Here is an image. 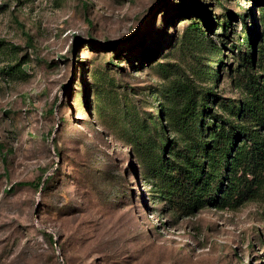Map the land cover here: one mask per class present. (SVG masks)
Instances as JSON below:
<instances>
[{
	"label": "rangeland",
	"instance_id": "1",
	"mask_svg": "<svg viewBox=\"0 0 264 264\" xmlns=\"http://www.w3.org/2000/svg\"><path fill=\"white\" fill-rule=\"evenodd\" d=\"M263 89L264 0H0V264H264V172L182 185L190 102L264 140Z\"/></svg>",
	"mask_w": 264,
	"mask_h": 264
},
{
	"label": "trees",
	"instance_id": "2",
	"mask_svg": "<svg viewBox=\"0 0 264 264\" xmlns=\"http://www.w3.org/2000/svg\"><path fill=\"white\" fill-rule=\"evenodd\" d=\"M224 27L226 28V25ZM246 60L248 59L246 58ZM257 94L262 97L259 106L254 110L251 106L245 110L241 108V112L242 114L249 112V116L252 118L251 122L263 127L264 89L260 93L258 91ZM189 105L184 110L191 117L186 135L193 139V146L185 149L184 154L186 158L189 153L194 154L191 158L189 156L185 167L187 168L189 162L193 163L185 172L188 178L187 184L191 185L192 189H189L187 185L186 187L185 184L182 185L188 191V197L191 199L190 204L204 207L207 202H210L220 206L221 204H228L232 200L237 203L250 197L249 194L255 191V187H260L261 173L264 172V140L260 139L259 130L240 128L228 121L226 124L230 129L225 132L223 126L227 125L217 121V116H212V119H215L212 124L205 121L204 108H207L206 103H203L202 109L198 112L189 109ZM215 122L217 123L216 126L214 125ZM241 138H245L251 144L250 149L246 152H241L239 148H235L236 142ZM201 152L204 154L203 156L198 155ZM200 157L204 158L202 162L199 160ZM226 161L227 164L225 165ZM208 169L207 183L200 185L202 177L207 174ZM249 177H253V179L250 180ZM41 184L42 182L38 184L21 183L19 186H34L39 189ZM198 186H202L201 190L196 189ZM181 188L183 189V187ZM196 191L199 194H195ZM220 194L223 196L220 197Z\"/></svg>",
	"mask_w": 264,
	"mask_h": 264
}]
</instances>
